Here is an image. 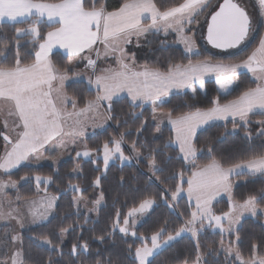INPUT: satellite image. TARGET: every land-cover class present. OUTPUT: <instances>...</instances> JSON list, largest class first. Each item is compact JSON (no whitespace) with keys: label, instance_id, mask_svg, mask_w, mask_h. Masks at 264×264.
<instances>
[{"label":"snow or ice","instance_id":"obj_1","mask_svg":"<svg viewBox=\"0 0 264 264\" xmlns=\"http://www.w3.org/2000/svg\"><path fill=\"white\" fill-rule=\"evenodd\" d=\"M259 15L264 23V0H258ZM208 7L207 0H177L172 6L161 10L154 0H124L118 10L106 11L105 6L100 4L97 7L95 0L90 7L85 6L84 0H0V25L5 22L12 25L26 24V27H15L16 37L27 38L28 42H38V50L34 53L31 62L24 63L19 54V40L17 43V55L14 63L10 65L0 64V100L10 104L18 123L15 124V139L8 135H3L5 141V152L0 157V170L3 174L9 175V179L0 178V193L6 188H17V181L10 178V170L18 168L23 162L29 161L30 157L39 160L38 155L50 141L61 142L54 147H65L61 138L66 135L65 124L73 116L80 117L88 112L97 113L103 106H107V111H112L114 97L126 92L130 97L133 108H142L145 104L152 106V119L156 124L153 140L162 137L161 125L167 121L171 125L172 136L163 142L162 145L150 146L147 141L141 143L139 136L143 134L146 122L136 129L138 139L128 145L137 158L143 156L141 149L147 151V164L155 175L156 172L165 171V164L172 159L167 156L165 159L164 149L177 147L179 151L178 159H183L191 164V175L187 177L188 185L186 191L189 196L195 197V210L191 211L184 225L173 232L167 231V222L150 236L138 235L135 231L137 221L136 214H142L153 207L156 203L154 197H145L138 206L132 207L123 216L121 223V213L116 212L109 232V235L118 230L125 237L131 236L138 239L140 244L133 248L132 244L127 245V250L135 264H152V258L157 251L175 240L184 232H190L194 237L205 228L219 230L222 237L225 233L235 237L234 240L224 243L220 241V248L226 253L230 264H264V242L252 243L249 255L245 257L241 249L237 246L241 242V236L237 230V225L241 217L248 213L252 216L264 215V189L258 195H248L242 202H230L229 210L217 215L212 209L213 199L221 192L230 194L231 175H240L245 172L255 176H264V152L255 153L246 159H241L237 163H230L225 166L221 160L212 156L211 160L202 165H197L195 158L198 149L195 146L197 130L213 120L228 121L231 118L233 129L237 127V120L247 128L250 123V115L264 116V38L259 41V46L247 56L246 59L238 63H224L213 61L209 57L202 60H188L187 64L169 62L167 70L161 71L159 68H149L146 64L141 66L142 70H136L135 57L128 56L125 45L131 43V38L135 35L139 38L142 34L150 31H163L167 33L173 30L177 33H184L185 26L196 21V17ZM149 20L145 24L143 21ZM43 24H58L42 34L40 26ZM255 25L249 13L240 4L233 0H223L218 5V10L210 14V22L207 23V40L217 48H231L238 46L244 41ZM101 43L104 54L115 55L119 69H104L95 79L89 78L88 83L95 85L96 95L93 99L85 102L83 108L76 110L77 99L69 97L64 92V82L68 79L67 73L73 69L74 62L79 63L86 60L85 67L93 69L95 73L96 61L90 55H85L86 51L91 52L94 45ZM184 44L189 54H198L191 37H184ZM67 50L68 66L64 69L56 67L49 59V53L54 46ZM97 56L99 50H95ZM131 60L132 63L126 62ZM247 69L253 74L257 81L255 87H248L239 95L224 103H220L217 96L212 101V106L206 109L196 108L195 110L181 111L174 115L176 108L167 112H159L158 108L165 103H170V93L173 89H190L193 97L199 90L205 87V78L209 74H215V83L219 92L229 95L232 86L238 76V69ZM55 82V83H54ZM71 104L74 111L69 112L67 105ZM183 107H190L186 103ZM140 115H143L141 112ZM157 115L161 119L157 120ZM114 117L108 116L107 119ZM260 126L258 134L264 136V119L256 120ZM81 121L76 119L72 132L77 131ZM79 134L83 135V128H79ZM121 133L119 138L111 137L103 142V164L107 170L110 160L118 158L121 161L132 159L124 154V136ZM2 135V134H0ZM251 136V133H247ZM139 144V147L137 146ZM73 150L77 145L75 140L72 144ZM83 151H75V156L90 157L93 152L99 153L101 148L89 149L88 145L82 146ZM208 154L211 156L213 146H209ZM80 165H76L79 169ZM179 177L180 183H176L174 190L166 187L160 195V199L170 208L174 209V203L169 204V194L171 200L175 202L177 197L185 191L182 183L185 180L184 172L173 173L168 179ZM34 179L36 188L40 191V185H45L43 196L39 199L24 198L19 195L16 202H23L27 205V213L31 217V223H42L49 219V214L56 207L59 197L50 195L47 186L53 183V177L27 175L20 177L21 181ZM160 180V177H156ZM101 177L97 176L93 181V186L99 188ZM68 189L74 193L71 203L77 209L83 207L87 212L98 210L104 200V193L100 191L97 199L91 201L92 207H88V201L84 196V189L79 184L69 181ZM66 191V190H62ZM14 201L7 197H0V220H15L22 229L25 226L24 216L18 207L13 206ZM182 216V214H181ZM87 220V217L85 218ZM207 222V223H205ZM199 225V227H197ZM74 230V225L69 224L60 227L56 233L59 244H54L47 235L34 237L37 246L47 245L49 251H55L63 256L60 244L63 243L65 235ZM167 233V234H166ZM10 239L13 249L9 255L7 252L0 253V264H26L23 238L19 233L11 234L5 231L0 238V249L7 248V241ZM97 239H105L100 236ZM89 244L87 241L73 244L70 255L77 256L78 250L87 252ZM203 254L200 251L199 241L196 243V256L192 264H202ZM46 264H53L49 257ZM95 264H104L96 260ZM108 264H112L109 261ZM187 264V261L185 262Z\"/></svg>","mask_w":264,"mask_h":264},{"label":"trees","instance_id":"obj_2","mask_svg":"<svg viewBox=\"0 0 264 264\" xmlns=\"http://www.w3.org/2000/svg\"><path fill=\"white\" fill-rule=\"evenodd\" d=\"M49 2H58V0H49ZM85 6L90 7L93 0H84ZM157 6L163 10L172 6L177 0H154ZM183 2V0H179ZM97 7L100 4L105 6L106 11H113L121 7L124 0H95ZM26 24H15L5 22L0 25V64L10 65L14 63L17 55V43L19 40V54L22 62H31L34 59V53L37 51L38 42H28L27 38L16 37L15 27H26ZM53 25L43 24L40 26L41 33H46ZM260 29L254 41L239 53L223 56L221 60L225 62H240L247 58L258 46L259 39L262 36ZM162 37L155 41L154 44L145 47L136 55V60L141 65H147L149 68H159L166 71L169 62L187 64L188 60L195 62L206 57L203 53L187 54L184 49L177 45H170L163 42ZM134 52V51H133ZM136 52V51H135ZM52 63L61 69L68 66V56L60 52L51 54ZM68 73L72 74L73 70ZM257 81L247 71H238V76L232 86L229 95L219 92L218 85L215 83V77L205 79V87L199 90L193 97L190 89L172 92L170 94V103H165L158 108L159 112H167L176 108L174 115L181 111L195 110L196 108L206 109L212 106V101L219 96L220 103L231 100L248 87H255ZM65 91L69 97H75L79 107H84L85 102L93 99L96 92L85 80L70 81L65 86ZM190 107H183L184 104ZM108 112V111H107ZM143 115H140V113ZM109 125L101 131L85 139L89 149L101 148L103 142L111 137L119 138L121 133L124 136L125 146L123 147L125 155L133 154L128 145L138 139L136 129L146 122L143 134L139 136L141 143L147 141L150 146L162 145L172 136L171 128L163 126V135L159 139L153 140L156 124L152 119V106L145 104L142 108L133 106L130 99L124 97L117 99L112 103V111L108 112ZM158 116V115H157ZM252 123L247 128L243 127L237 121V127L233 129L231 120L221 123L207 125L197 131L194 140L198 149L195 158L197 165L208 163L212 156L227 166L230 163H237L241 159H246L252 154L264 152V136L258 134L260 126L255 123L256 120L264 119V116L250 115ZM251 133L248 136L247 133ZM213 146V152L208 154V147ZM139 147V144L137 145ZM101 151L99 154H101ZM143 156L135 158L131 162H121L119 159L111 162L107 170L104 168L103 159L75 160L67 158L62 160L56 167L49 164H24L10 172V178L17 181V188L9 191L10 195L15 198L19 195L21 198L33 197L38 194L34 179L24 182L20 180L22 176L34 177L41 175L44 177H53V183L47 186V191L59 197L55 213L48 221L25 228L21 232L24 243L26 264H46L49 257L52 258L53 264H95L96 260L108 264H135L131 254L127 250V245L132 244L133 248L140 244L138 239L130 235L125 237L118 230L112 235L110 225L115 218L116 212L121 213V223L123 216L129 210L138 206L139 202L145 197H154L156 203L148 215L136 226L135 231L138 235L150 236L153 232L165 225L167 222V231L173 232L184 225V221L189 218L192 205L183 195L174 202V209L170 208L161 199L160 195L166 187L174 190L176 183H180L179 177L168 179L173 173L181 170L184 172L185 180L182 187H187L186 179L191 175L192 166L183 159H178L180 155L177 147L164 149L165 159L171 156L172 159L165 164V171L156 172L155 175L150 171L147 164V151L141 149ZM96 154L95 152H93ZM97 155V154H96ZM80 168L76 173V165ZM97 176L101 177L99 188L93 186V181ZM160 177L157 180L156 177ZM9 179V175H5ZM239 181L232 189V199L242 202L248 195H258L261 189H264V176L259 174L252 176L248 174L238 175ZM79 184L84 189V196L91 202L97 199L100 191L104 193V205L101 206L95 218H87L85 212L79 211L77 214L76 207L71 203V197L74 193L68 189V183ZM44 189L45 185H40ZM66 190V191H62ZM170 197V194H169ZM264 203V202H262ZM230 202L227 198H221L212 205L213 211L219 215L229 210ZM182 214V216H181ZM69 224L74 225V230H70L64 237L63 243L60 244L63 256L55 251H49V246H37L38 241L34 237L47 235L53 240L54 244H59L56 233L60 227ZM241 236V242L237 245L245 257L249 255L250 245L252 243L264 242V215L255 217H244L237 227ZM167 234V233H166ZM104 236V240L97 239ZM229 242L235 237L224 234L223 237L219 231L206 228L200 232L197 237L190 234L182 235L173 241L167 247L161 249L152 258V264H192L196 256V243L199 241L200 251L203 254L202 264H230L226 253L220 250V241ZM87 241L89 249L87 252L79 251L77 256L70 255L73 244Z\"/></svg>","mask_w":264,"mask_h":264},{"label":"rangeland","instance_id":"obj_3","mask_svg":"<svg viewBox=\"0 0 264 264\" xmlns=\"http://www.w3.org/2000/svg\"><path fill=\"white\" fill-rule=\"evenodd\" d=\"M221 1L222 0H207L208 7L200 12V14L196 17V21H194L190 25H186L185 26L184 33H177V32H175L173 30H169L167 33L163 32V31L157 32V31L153 30L152 31L153 33H149L148 32L146 34H142L139 38H137L135 35H133V36H135V39L131 38V43L125 45L126 52L128 54H131L130 52H128V46H131V48L133 50L137 51L139 46H145V45L150 46V45L154 44L155 41H158V39L160 37H162V39L160 40L162 44L164 42L166 44L180 46L187 53V50H186V47H185V44H184V37L187 36V37H191L193 39L194 44H195V50L198 52V54L203 53L204 55H206V57L211 58L213 61L225 62L224 60H221V57L233 55V54L239 53L240 51L245 49L248 45H250L254 41V39L256 38L257 34L259 33V31H260V29L262 27H263L262 36L260 37V39L264 38V23L261 22L262 18L259 15L258 0H236V2L238 4H240L242 7H244L246 9V11L249 13L250 18L252 19V21H253V23L255 25L254 30L252 32H250L248 37L239 46H237L235 48L220 49V48L211 46L206 40L207 23L209 21L210 14L213 11H215V9L218 7V5L221 3ZM260 39H259V41H260ZM258 46H259V44H258ZM98 47L99 46H97L95 49L99 50L100 55L97 56V53L95 54L96 58H97V61L95 60L96 61L95 73H97V69L99 67H106L105 64L115 63L116 55H119V53H116L115 55H107L106 56L104 54V49L101 48V51H100V47L99 48ZM187 54H189V53H187ZM128 56H130V55H128ZM131 56H133V55H131ZM230 63H236V62H230ZM74 68L75 67L73 66V69ZM239 70L249 72L247 69H244V68H241ZM95 73H93V69L87 68V67L84 66V64H81V65H79L77 70H75L74 74H70V73L67 74L68 79H67L66 84L68 82H70V81L81 80V79L85 80L88 83L89 78H91ZM249 73L253 76V74L251 72H249ZM214 76H215L214 74H209L208 76H206L205 79H210L211 77H214ZM88 85L91 86L89 83H88ZM64 92L66 93L65 88H64ZM0 107H2V111H0V134H2V135H0V157H2L4 152H5V141L3 139V135H8L12 139H15L16 131H19V129H15V127H14L15 124L18 123L17 118L14 115H10V112L13 111L12 106L10 104H7L6 102L0 100ZM77 107L78 108H83V107H79L78 105H77ZM77 111H78V109H77ZM90 113H91L92 117H94L95 120H98V119H101V118L102 119L97 124L96 128H92L91 130H89V133H90L89 136L95 134L98 131L104 130L109 125V120L107 119L106 112L102 111L101 108L99 109V111L97 113H93V112H90ZM159 119H161L160 116H158L157 120H159ZM92 122H94V121H92ZM163 125H161V128L163 127ZM84 130H85V127H84L83 131ZM85 144L86 143H85L84 140L83 141H76L77 147H76L75 150H73V148H72V149H69V150H63L62 149V150H59V151H57V150L53 151V150L45 148V150L44 149L41 150V152L38 154L40 156V159L38 161L35 160L34 158L30 157L29 161L23 162L20 166H22L24 164H36V166H40L41 164H49V165H52V166L56 167L62 160L67 159V158H74L75 160H79V159H83V160L92 159V160H94V159H96L97 155L94 154V153H92V155L90 157L77 158L75 156V151H83L84 149H83L82 146L85 145ZM126 156H130V157H132V159L126 160V161H121V160L120 161L124 162V163L125 162H131L135 158H137L134 153L131 154V155H126ZM99 157H101L103 159V152L102 151H101V154H99ZM116 159H118V158H113L112 160H110L109 164L111 162L115 161ZM13 170H15V169L10 170V172L13 171ZM78 171H79V169H76V173H78ZM4 176H5V174H3V170H0V178H2L4 180H7V178H5ZM22 182H24V181H22ZM18 185H19V183H17V186ZM35 186H36V182H35ZM13 189L14 188H11V187L6 188L2 193H0V197H7V198L12 199L14 201L13 206L14 207H18L20 209L21 213L24 216L25 226H24V228L21 229L16 224L15 220H11V221L0 220V238H2V234L5 231H10L11 234L19 233L21 235V232H22L23 229L31 227V226H34V225H37V224H41V223H36V224L31 223V217L27 213V205H25L22 201L21 202H16V197L13 198L10 195L9 191H11ZM40 189H41V187H40ZM42 190L43 189H41L40 191L37 190L38 194L36 196L27 197V198L39 199L40 197L43 196V191ZM49 194L50 195H54L52 193H49ZM183 195H184V191L177 197V200ZM226 198L230 202L234 201L232 199L231 195L226 196ZM22 199H24V198H22ZM173 203L174 202L171 200V197H169V204H173ZM56 204H57V202H56ZM103 205H104V200L102 201V203L99 206V208L101 206H103ZM154 205H153V207H154ZM88 207L89 208L92 207V203L89 202V201H88ZM99 208H98V210H99ZM152 208L149 209L148 211L142 213V214H136L135 215V219L137 221L136 226L148 215V213L152 210ZM98 210L95 211V212H91V213L87 212V210L83 207V202H81V207L79 209V211L85 212L87 214L86 215L87 218H95L96 215H97ZM193 210L194 209L192 207L191 211H193ZM54 213H55V208L49 214V218ZM248 216H252V215H250L248 213H245L241 217V220L244 217H248ZM252 217H255V216H252ZM42 223H44V222H42ZM205 223H207V222H205ZM238 225L236 227H238ZM197 227H199V225H197ZM206 228H208V227H205L201 232H203ZM214 231H219V230L217 229V230H214ZM185 234L192 235L190 232H184V233L181 234V236L185 235ZM181 236L177 237L176 239L180 238ZM175 240H173V241H175ZM173 241H169L168 244L163 245L157 252H159L161 249H163V248L167 247L168 245H170ZM224 243L228 244V242H226V241H224ZM12 249H13V245L11 244V241L9 239L7 241V248L6 249H0V253L7 252L10 255ZM220 250L223 251L221 248H220Z\"/></svg>","mask_w":264,"mask_h":264},{"label":"crops","instance_id":"obj_4","mask_svg":"<svg viewBox=\"0 0 264 264\" xmlns=\"http://www.w3.org/2000/svg\"><path fill=\"white\" fill-rule=\"evenodd\" d=\"M119 9V8H118ZM118 9H116V10H118ZM113 11H115V10H113ZM145 24H147V23H149V20H144L143 21ZM59 25L58 24H55V26L54 27H58ZM54 27H52V28H54ZM52 28L51 29H49V30H52ZM48 30V31H49ZM149 33H153L152 31H150ZM132 38H134L135 39V36H132ZM259 44V43H258ZM97 46H99L100 47V51H101V48L102 49H104L103 48V45L101 44V43H97L96 45H94L93 47H94V49L97 47ZM146 47H147V45H145ZM145 46H139V48H138V50L135 52V50H133L132 48H131V46H128V52H130L131 54H128V55H137L139 52H141L144 48H145ZM98 47V48H99ZM125 47V46H124ZM133 47V46H132ZM135 48V47H134ZM37 50H38V48H37ZM96 50V49H95ZM95 50H93L92 52H87L86 51V53H85V55H90L91 56V58L93 59V60H96L97 61V58H96V52H95ZM134 51V52H133ZM54 52H60V53H62V54H64V55H67V50L66 49H63V48H61V47H59V45H56V46H54V48L52 49V51L49 53V59H50V56H51V54L52 53H54ZM134 55V56H135ZM68 56V55H67ZM116 56H118V55H116ZM51 60V59H50ZM126 62H128V63H132V61L131 60H126ZM86 63H87V61L86 60H81V62H79V63H75L74 62V69L73 70H77V68L79 67V65H81V64H84V66L86 65ZM224 63H230V62H224ZM236 63H238V62H236ZM105 66L106 67H99L98 69H97V73H95L92 77H91V79L92 80H94L95 79V76L96 75H100L101 73H102V71L104 70V69H108V68H112V69H119V65H118V63H117V59L115 60V63H111V64H105ZM141 66H143V65H141V64H139L138 63V61L136 60V56H135V68H136V70H142V67ZM98 67V66H97ZM91 69V68H90ZM238 71H242V70H239L238 69ZM68 74V73H67ZM74 74V73H73ZM215 75V74H214ZM215 77V76H214ZM66 82H67V79L65 80V82H64V88H65V85H66ZM55 83V82H54ZM90 87H92L94 90H95V92H96V89H95V85L93 84V85H91ZM181 90H183V89H173L172 90V92H176V91H181ZM171 92V93H172ZM170 93V94H171ZM124 97H126V98H128V99H130V97L127 95V93L126 92H123V93H120L119 94V96L118 97H114V100L113 101H115V100H117V99H121V98H124ZM79 110V108L76 106V110ZM101 109H102V111H104V112H106V116H107V106L105 105V106H103V107H101ZM67 110L69 111V112H72V111H74V109H73V107H72V105L69 103L68 105H67ZM0 111H2V107H0ZM108 117V116H107ZM104 118V117H103ZM76 119H79L80 121H81V125L80 126H78L77 127V131L76 132H72V128H73V126H74V121L76 120ZM102 119V118H101ZM101 119H98V120H95L94 119V117H92V115H91V113L90 112H88V113H86V115H82V116H80V117H75V116H73L70 120H68V122L65 124V127H64V132L66 133V135H64L62 138H61V140L63 141V143L65 144V147H54V145L55 144H58V143H60L61 141L60 140H58V141H50L49 142V144H47L46 146H45V148L46 149H50V150H53V151H59V150H69V149H72L73 147H72V144H73V140H75V143H76V141H85V138H87L89 135H90V133H89V130H91L92 128H96L97 127V124L100 122V120ZM229 120H231V118L229 119ZM92 121H94V122H92ZM238 122H239V120H237ZM221 122H226L225 120H213V121H209L208 122V124H206V125H202L197 131H199L200 129H202L203 127H205V126H207V125H210V124H213V123H221ZM87 125V126H86ZM165 125H167V126H169L170 128H171V125L170 124H168L167 123V121L164 123V125L163 126H165ZM80 127H82L83 129H84V127H85V130L83 131V135H80L79 134V128ZM85 143H86V141H85ZM45 150V149H44ZM244 174H247L246 172L244 173ZM241 175V174H240ZM238 178V175H231L230 177H229V180H230V183H231V189H230V194L228 193V192H221L219 195H217L214 199H213V201H212V205L216 202V201H218L219 199H221V198H224V197H226V196H228V195H231L232 196V189H233V187L235 186V184L236 183H238V181H239V179H237ZM187 187H188V185H187ZM187 187L185 188V191H184V196L186 197V199L188 200V202L193 206V209L195 210V197L193 196V197H191V198H189V196H188V194H187V191H186V189H187ZM211 205V206H212Z\"/></svg>","mask_w":264,"mask_h":264},{"label":"water","instance_id":"obj_5","mask_svg":"<svg viewBox=\"0 0 264 264\" xmlns=\"http://www.w3.org/2000/svg\"><path fill=\"white\" fill-rule=\"evenodd\" d=\"M233 2L237 3L236 0H233ZM221 3H223V0L221 1ZM221 3H220V4H221ZM216 10H218V7H217ZM216 10H215V11H216ZM208 22H210V17H209V21H208ZM206 40H207V33H206ZM207 42H208L211 46H214V45L211 44L208 40H207ZM242 42H243V41H242ZM242 42H241V43H242ZM241 43H240V44H241ZM240 44H239V45H240ZM239 45H238V46H239ZM214 47H215V46H214ZM235 47H237V46H235ZM235 47H231V48H235ZM220 49H228V48H220Z\"/></svg>","mask_w":264,"mask_h":264}]
</instances>
